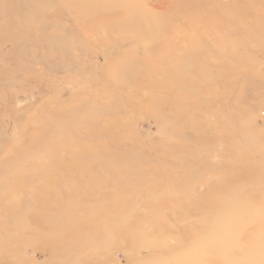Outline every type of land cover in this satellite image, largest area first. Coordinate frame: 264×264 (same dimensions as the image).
Listing matches in <instances>:
<instances>
[{
	"label": "rangeland",
	"instance_id": "obj_1",
	"mask_svg": "<svg viewBox=\"0 0 264 264\" xmlns=\"http://www.w3.org/2000/svg\"><path fill=\"white\" fill-rule=\"evenodd\" d=\"M252 187L264 0H0V264L178 263Z\"/></svg>",
	"mask_w": 264,
	"mask_h": 264
},
{
	"label": "bare ground",
	"instance_id": "obj_2",
	"mask_svg": "<svg viewBox=\"0 0 264 264\" xmlns=\"http://www.w3.org/2000/svg\"><path fill=\"white\" fill-rule=\"evenodd\" d=\"M255 188L257 187L249 188L243 194H228L221 197L218 205L211 197L205 201L203 206L208 208L202 207L198 211L201 220L190 226L191 228L186 227L180 231L183 236L180 243L189 248L194 246L196 250L180 255L178 263L174 264H264V201L262 195L258 193L259 190L254 191ZM242 201H246L247 206L241 210ZM216 205L222 208L217 214H212L209 208ZM236 206L238 208H235ZM194 229L196 240L209 235L212 237L210 242L205 243L206 248L204 247L206 251L209 250L208 253L215 252L212 259L205 258L202 245L185 239L188 233L193 234ZM255 246L261 247V250L256 251Z\"/></svg>",
	"mask_w": 264,
	"mask_h": 264
}]
</instances>
